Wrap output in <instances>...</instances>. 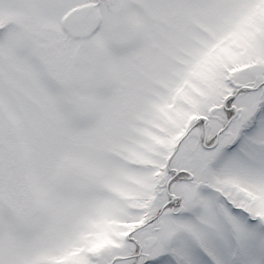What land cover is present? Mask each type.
Wrapping results in <instances>:
<instances>
[{"label": "snow or ice", "instance_id": "6c2138e0", "mask_svg": "<svg viewBox=\"0 0 264 264\" xmlns=\"http://www.w3.org/2000/svg\"><path fill=\"white\" fill-rule=\"evenodd\" d=\"M0 264H264V0H0Z\"/></svg>", "mask_w": 264, "mask_h": 264}]
</instances>
